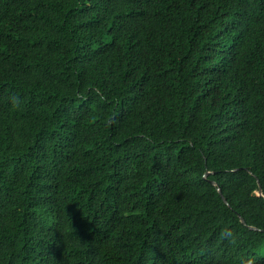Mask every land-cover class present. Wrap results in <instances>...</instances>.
Instances as JSON below:
<instances>
[{
	"label": "trees",
	"instance_id": "obj_1",
	"mask_svg": "<svg viewBox=\"0 0 264 264\" xmlns=\"http://www.w3.org/2000/svg\"><path fill=\"white\" fill-rule=\"evenodd\" d=\"M0 264H264V0H0Z\"/></svg>",
	"mask_w": 264,
	"mask_h": 264
},
{
	"label": "water",
	"instance_id": "obj_2",
	"mask_svg": "<svg viewBox=\"0 0 264 264\" xmlns=\"http://www.w3.org/2000/svg\"><path fill=\"white\" fill-rule=\"evenodd\" d=\"M212 183H215L214 181H212ZM219 191H220V193H221V189L219 188ZM223 198H224V200L226 201V198L223 196ZM242 221H244V220H242Z\"/></svg>",
	"mask_w": 264,
	"mask_h": 264
}]
</instances>
